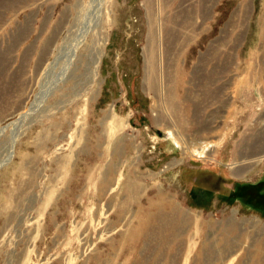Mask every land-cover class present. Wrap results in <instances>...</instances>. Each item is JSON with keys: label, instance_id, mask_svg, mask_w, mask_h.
<instances>
[{"label": "rangeland", "instance_id": "rangeland-1", "mask_svg": "<svg viewBox=\"0 0 264 264\" xmlns=\"http://www.w3.org/2000/svg\"><path fill=\"white\" fill-rule=\"evenodd\" d=\"M261 181L264 0H0V264H264Z\"/></svg>", "mask_w": 264, "mask_h": 264}, {"label": "bare ground", "instance_id": "bare-ground-1", "mask_svg": "<svg viewBox=\"0 0 264 264\" xmlns=\"http://www.w3.org/2000/svg\"><path fill=\"white\" fill-rule=\"evenodd\" d=\"M72 55L74 56V52H72ZM72 55H71V57H72ZM72 59V58H71ZM70 59V60H71ZM69 63H71V62H69ZM67 66V65H66ZM64 69V68H63ZM69 69V67L68 68H65L59 75H58V77H57V79H55L51 84H50V86L49 87H47L46 89H45V91L43 92V94H42V100H43V97L44 96H46V94L48 95H50L54 90H55V88L57 87V85L60 83V82H62L64 79H65V77H66V75H67V70ZM46 98V97H45ZM42 100H40L39 102H42ZM34 111V110H33ZM167 220H169V218H167ZM180 222V221H179ZM179 224V223H178ZM168 226H166V225H162L161 227H160V230L161 229H164V228H167ZM170 227V226H169ZM179 227H181L180 225H179Z\"/></svg>", "mask_w": 264, "mask_h": 264}, {"label": "trees", "instance_id": "trees-1", "mask_svg": "<svg viewBox=\"0 0 264 264\" xmlns=\"http://www.w3.org/2000/svg\"><path fill=\"white\" fill-rule=\"evenodd\" d=\"M263 186H264V181H261L259 183H256V184H253V185H242L240 186L241 188H245V189H251V190H254L257 194L261 195L262 193V189H263ZM264 194V193H263Z\"/></svg>", "mask_w": 264, "mask_h": 264}, {"label": "crops", "instance_id": "crops-1", "mask_svg": "<svg viewBox=\"0 0 264 264\" xmlns=\"http://www.w3.org/2000/svg\"><path fill=\"white\" fill-rule=\"evenodd\" d=\"M210 92H214V90L211 89ZM213 114H214V112H213ZM208 133L211 134V135H206L205 137H202V136H201V139H205V138H206V139L209 138V139H212V140H214V138H215V139H220V138H219V135L214 136V129H211V131H209ZM197 152H202V151H201V150H198Z\"/></svg>", "mask_w": 264, "mask_h": 264}]
</instances>
